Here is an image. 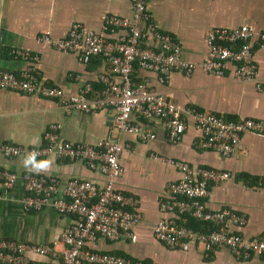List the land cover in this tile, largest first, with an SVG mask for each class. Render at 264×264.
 Returning a JSON list of instances; mask_svg holds the SVG:
<instances>
[{
    "label": "crops",
    "instance_id": "1",
    "mask_svg": "<svg viewBox=\"0 0 264 264\" xmlns=\"http://www.w3.org/2000/svg\"><path fill=\"white\" fill-rule=\"evenodd\" d=\"M154 26L171 34L178 42L181 55L194 64L189 75L171 71L165 82L157 73L135 67L133 77L143 79L155 91L180 109H206L229 119L264 120V48L254 47L257 64L254 80H241L233 75L234 65L227 64L221 75L202 67L205 53L204 34L209 27L235 29L241 25L255 31L264 29V0H146ZM103 14H112L132 21L130 0H0V69L19 72L31 68L42 82L58 86L64 96L76 94L85 82L100 89L98 75L108 73L100 56L83 62L77 53L61 51L42 43L38 36L65 37L76 23L84 29L102 34L108 40L126 34L124 28H104ZM156 41L145 31L141 46L153 47ZM10 48L26 50L35 59L13 58ZM117 80V77H113ZM259 84V87H257ZM114 111L99 108L94 112L73 110L65 113L57 99L0 88V146L4 143L24 147L43 144V134L50 124H59L61 139L71 143L94 144L114 138L123 147L118 162L121 173L113 184L119 191L137 199L140 221L134 228L133 240L97 238L90 249L131 258H142L160 264H264V255L237 259L226 247L204 249L189 241L184 248H171L156 239L152 227L159 218L182 221V214L161 211L159 200L169 197L168 185L179 177V171L152 154L186 161L191 166L219 168L230 176L212 184L205 198L207 209L228 207L245 215V223L231 227L245 238L264 232V137L250 132L240 136L238 146L228 155L208 148H197L194 141L200 132L192 117L185 115V129L176 142L168 140L162 120H141L153 138L143 141L137 135L118 130ZM25 156L6 157L0 151V169L15 173L12 186L0 181V238L21 242L52 244L71 222L70 215L57 213L49 206L38 210L24 209L26 173L51 176L62 189L69 179L94 180L103 184L105 177L89 169L77 159H58L52 155L34 158L25 167ZM45 167H38L44 165ZM60 249V244H55ZM40 262L49 257L30 254Z\"/></svg>",
    "mask_w": 264,
    "mask_h": 264
},
{
    "label": "built area",
    "instance_id": "2",
    "mask_svg": "<svg viewBox=\"0 0 264 264\" xmlns=\"http://www.w3.org/2000/svg\"><path fill=\"white\" fill-rule=\"evenodd\" d=\"M130 3L132 21L112 14L102 15L104 28L126 29V34L115 39L108 40L76 23L65 37L54 39L48 33L38 36L42 43L57 50L77 53L83 62L92 56H100L108 66V73L98 75L99 90L93 89L91 82H85L76 94L65 97L60 87L42 82L31 68L19 72L0 69V88L57 99L65 113L73 110L94 112L109 107L114 111L113 122L118 130L133 133L143 141L154 136L150 129H143L141 120H162L168 140L176 142L185 129V115L192 117L193 126L200 132V137L194 141L195 147L210 148L221 155H228L238 146L244 132L264 137L263 119H229L206 109H180L153 90L145 80L135 79V67L156 72L158 82L163 83L171 71L189 75L194 64L182 57L180 46L171 34L154 26L146 0H130ZM145 31L152 33L156 41L153 47L140 45ZM204 41L202 67L205 71L221 75L227 64L232 63L236 78H256L253 50L254 47L264 48V29L257 32L247 25L235 29L209 27ZM8 53L13 58H36L18 48H10ZM59 128V124H50L40 146L4 143L0 151L6 157H27L34 153L35 158L52 155L58 159L81 160L89 169L102 174L104 183L100 185L94 180L73 178L60 189L54 177L24 174L25 193L21 199L24 209L38 210L49 206L72 219L52 244L0 238V264H160L88 247L89 242L99 237L111 241L133 240L134 228L140 221L137 199L119 191L113 184L114 178L121 173L118 157L123 149L116 139H102L94 144L71 143L61 139ZM152 157L179 171V177L168 185L169 197L159 200L160 210L188 214L205 223L204 229H197L177 220L159 218L152 227L156 239L171 248H184L189 241L202 244L204 249L226 247L237 259L264 255V232L245 238L231 230V227L245 223L242 212L228 207L210 210L205 206L210 186L226 180L230 176L228 171L191 166L186 161L157 154ZM15 178V173L0 169V181L4 187L12 186ZM57 243L60 249L55 247ZM30 254L51 260L40 262Z\"/></svg>",
    "mask_w": 264,
    "mask_h": 264
},
{
    "label": "trees",
    "instance_id": "3",
    "mask_svg": "<svg viewBox=\"0 0 264 264\" xmlns=\"http://www.w3.org/2000/svg\"><path fill=\"white\" fill-rule=\"evenodd\" d=\"M182 216H183V218H182L181 222H183L184 224H186L192 228H197V229H204L205 228V223L203 221L197 220L188 214H183Z\"/></svg>",
    "mask_w": 264,
    "mask_h": 264
},
{
    "label": "clouds",
    "instance_id": "4",
    "mask_svg": "<svg viewBox=\"0 0 264 264\" xmlns=\"http://www.w3.org/2000/svg\"><path fill=\"white\" fill-rule=\"evenodd\" d=\"M34 158H35V154H34V153L28 155V156L25 158V160H24V165H25V167H27L28 163H29L30 161H33ZM45 166H46V164H44V165H38V167H45Z\"/></svg>",
    "mask_w": 264,
    "mask_h": 264
}]
</instances>
